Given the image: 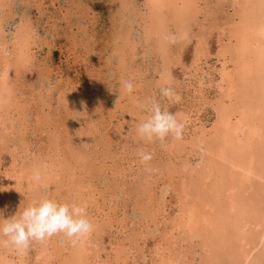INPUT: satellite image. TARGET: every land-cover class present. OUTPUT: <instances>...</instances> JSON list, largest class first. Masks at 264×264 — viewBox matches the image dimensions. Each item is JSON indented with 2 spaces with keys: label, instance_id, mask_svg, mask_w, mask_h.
Returning <instances> with one entry per match:
<instances>
[{
  "label": "rangeland",
  "instance_id": "1",
  "mask_svg": "<svg viewBox=\"0 0 264 264\" xmlns=\"http://www.w3.org/2000/svg\"><path fill=\"white\" fill-rule=\"evenodd\" d=\"M240 1L182 0L179 14L167 0H0V75L12 83L0 104V217L50 197L85 206L96 226L79 247L59 236L24 255L0 247V264H264V64L221 83L223 62L235 68L234 23L264 21V0ZM129 78L132 95L120 86ZM153 96L185 122L182 140L137 135L148 115L137 101ZM229 107L233 137L240 119L259 130L224 156L211 139ZM141 150L153 153L147 166Z\"/></svg>",
  "mask_w": 264,
  "mask_h": 264
},
{
  "label": "clouds",
  "instance_id": "2",
  "mask_svg": "<svg viewBox=\"0 0 264 264\" xmlns=\"http://www.w3.org/2000/svg\"><path fill=\"white\" fill-rule=\"evenodd\" d=\"M164 39L170 44H175L178 36L175 33H169L164 36ZM120 86L129 95L133 94L132 79H122ZM159 94L160 97L169 101L179 100V96L170 86L160 87ZM137 105L148 113L147 118L140 121L136 128L141 140L149 143L158 141L164 145L169 138L175 141L183 139L185 122L178 119L173 112L163 108L156 97L137 101ZM137 155L141 165L147 166L153 160L151 151L141 150ZM152 170L146 167V171ZM34 179L41 180L39 171L34 173ZM2 221L0 247L10 248L20 255L26 254L34 244L44 245L55 236L63 238L72 247H79L88 242L96 230L85 206L77 202H59L50 197L35 200L19 211V214L8 219L2 218Z\"/></svg>",
  "mask_w": 264,
  "mask_h": 264
},
{
  "label": "bare ground",
  "instance_id": "3",
  "mask_svg": "<svg viewBox=\"0 0 264 264\" xmlns=\"http://www.w3.org/2000/svg\"><path fill=\"white\" fill-rule=\"evenodd\" d=\"M159 1V0H158ZM160 1H162V0H160ZM243 2L245 1V0H242ZM247 2H248V0H246ZM250 1V0H249ZM258 0H256V2H257ZM261 1V0H260ZM167 2H171V3H173V7H179L180 9H179V11H178V13L180 14V10L182 9V11L184 12V11H187L188 10V8H190V7H188L189 6V3L188 2H182V0H167ZM241 2V1H240ZM243 2H241V4L243 3ZM247 2L245 3V4H247ZM159 3V2H158ZM250 4H252L253 3V1L251 0V2H249ZM150 5H152V4H154V3H149ZM160 4V3H159ZM162 4V3H161ZM180 4V5H179ZM182 4V5H181ZM238 5H240V4H238ZM153 6V5H152ZM158 6V5H157ZM160 6V5H159ZM163 5H161V7H162ZM263 6L264 5H262L260 8H259V10H257L259 13H261V11H262V9H263ZM161 7H158L159 9L161 8ZM242 7H243V5H242ZM244 8V7H243ZM154 9H156V7L154 8ZM157 10V9H156ZM241 10L243 11V9L241 8ZM241 11V12H242ZM244 12H245V10H244ZM244 14V13H243ZM248 14V13H247ZM262 14V13H261ZM241 16H242V13L240 14ZM239 15V16H240ZM240 16V17H241ZM244 16H246V15H243V17ZM257 16L259 17L258 19V21L259 22H255L254 20H253V22H255L256 23V25H254V26H249V24L247 25V24H245V21H243L242 20V22H236V23H234V25L236 24H238V26H235L236 28H234L233 30H235V31H232V37L231 38H233L234 37V43L232 44H230L231 45V54L232 55H234V63H235V68L234 69H232V70H230V69H228V67H227V64H225L226 63V61H225V63L223 62V65H222V71H221V76H222V78H221V83H224L225 81H229V82H231V85L233 86V84H235V83H237L238 81H237V76L240 74L241 75V77L243 76H246V75H249L250 76V74H251V76H255V72L253 73V72H251V71H249V70H251L252 68L251 67H253L254 65H258V67L257 68H260V66H263V64H264V40H258V39H256L257 38V36L258 35H264V21L260 18L261 16H259V15H256V17H254V18H257ZM262 16H263V14H262ZM252 18V17H251ZM251 18H249V19H251ZM180 19H182V21H183V17H182V15L180 16ZM241 19V18H240ZM246 20V19H245ZM247 21V20H246ZM235 22V21H234ZM245 24V25H244ZM254 24V23H253ZM232 27V26H231ZM232 30V29H231ZM29 34V33H28ZM261 37V36H260ZM21 38V39H20ZM21 43H19V46H21L22 48H23V44H22V35L19 37V39H18ZM22 51H23V49H22ZM227 52H229V49L227 50L226 49V51H225V54H227ZM4 54V53H3ZM21 60V59H20ZM20 60H18L17 62H19V63H21V61ZM23 61H24V59H23ZM12 64H15V60H14V62H12L11 64H10V66L12 65ZM253 65V66H252ZM17 66V65H16ZM251 68V69H250ZM255 68H256V66H255ZM256 68V69H257ZM264 70V69H263ZM5 71V69L4 70H2L1 72L3 73ZM253 71V70H252ZM263 72V71H262ZM260 73H261V71H260ZM10 74H9V72H7L6 71V73H3L2 75H0V104L1 105H3V101H4V99H3V92H4V90L5 91H7V90H11V87H12V83L10 82ZM234 77V79H232ZM256 77V76H255ZM234 82H233V81ZM247 80H249V79H247ZM257 80V79H256ZM255 81V80H254ZM240 82V81H239ZM241 82H243L242 80H241ZM253 82V81H252ZM244 83V82H243ZM249 83V82H248ZM250 83H251V81H250ZM249 83V84H250ZM253 83H255V82H253ZM229 84V83H228ZM238 84V83H237ZM252 84V83H251ZM250 84V85H251ZM255 84H257V81H256V83ZM224 85V84H223ZM219 86H221V84H219ZM224 86H226V85H224ZM230 86V85H229ZM231 86V87H232ZM239 86V85H238ZM234 87H236V85H234ZM222 88V87H221ZM226 88H229L228 87V85H227V87ZM237 88H239V87H237ZM243 88V87H242ZM241 88V89H242ZM223 89V88H222ZM230 90H231V88H230ZM227 92V91H226ZM228 92H229V90H228ZM231 92H232V90L230 91V93H228L229 94V96L230 97H232L233 96V94H231ZM236 92V91H235ZM235 97V96H234ZM247 98H248V96H247ZM3 100V101H2ZM235 100L236 99H234V102H235ZM5 101H6V99H5ZM7 101H8V99H7ZM232 101V100H231ZM237 101V100H236ZM9 102V101H8ZM233 102V103H234ZM239 102V101H238ZM241 102V101H240ZM236 103V102H235ZM233 104V106H232V104H231V108L233 109V107H235V108H237V107H239V106H237V104ZM242 103V102H241ZM249 104H251V103H249ZM227 107V106H226ZM225 107V108H226ZM244 107V106H243ZM250 107H251V105H250ZM231 108L229 107V109L226 111V110H222V111H220V113H219V123L217 124V122L215 123V124H217V125H219L218 126V132H221V134L223 135V136H225V137H222V135L220 134V133H218V132H216V134L215 135H213L212 133H211V136L213 135V138L211 139L212 140V142L213 141H218V140H220L221 142H222V144H220V143H216V144H219L220 146H219V149L222 151L223 150V152H224V156H229V155H231V150L228 148V146H227V143L228 142H230V141H232V143L233 144H235V143H237V142H239L240 143V145H239V147L240 148H243L245 145H243V147H242V145H241V136H240V132L242 133L241 135L245 138V139H247V141H249V140H251V142H252V140H253V137L251 136V135H257V130H259V129H256L255 127H254V125H255V123L253 122V129L251 130V129H249V125H250V123H247V122H245L243 119H240L239 120V122H238V124L236 123V124H234L235 126V131H236V133H237V137H233V130L231 129V127H232V125H231V127L230 128H228V125L230 126V124H233V123H230V118H232L231 117V115H233V114H235V112H237V111H232L231 110ZM246 108H247V106H246ZM257 108V107H256ZM249 109V108H248ZM245 110V109H244ZM255 110H258V109H255ZM259 111V110H258ZM243 114H246V112L244 111V112H241V115H243ZM263 114H264V112H263ZM246 116V115H245ZM256 126V125H255ZM215 127V126H214ZM240 129L242 130V131H240ZM227 130H232L230 133L231 134H229V136L227 135V133H229ZM248 130V133H246V131ZM204 131V130H203ZM203 131L200 133V134H203ZM205 132V131H204ZM210 132V131H209ZM244 133L246 134V135H244ZM204 135H205V133H204ZM203 136V135H202ZM247 137V138H246ZM201 138H204V137H201ZM227 139L228 141H226L225 139ZM198 140V139H197ZM199 141V140H198ZM207 141V140H206ZM227 142V143H226ZM231 143V142H230ZM210 142H207L206 143V146H209L210 147ZM232 146V145H231ZM238 146V145H237ZM214 147H217V146H215L214 145ZM238 147V148H239ZM211 148V147H210ZM218 149V148H217ZM218 149V150H219ZM235 151L237 150V149H234ZM234 151V152H235ZM215 152H216V150H215ZM215 152H212L211 154H215ZM210 153V152H209ZM219 153V152H218ZM217 153V154H218ZM236 155V154H235ZM234 155V156H235ZM212 156V155H211ZM215 157V156H214ZM216 157H218V156H216ZM200 158V157H199ZM213 159V158H212ZM215 159V158H214ZM227 159H229V158H227ZM226 159V160H227ZM225 160V161H226ZM231 160V159H230ZM221 161H222V159H221ZM227 161H229V160H227ZM231 162V161H230ZM235 163V162H234ZM233 164V163H232ZM236 165V164H235ZM234 166V165H233ZM246 172H247V176L249 177L253 172H252V170H250V169H248V170H246V169H244ZM232 190V189H231ZM195 211H196V207H195V205H192V207H190L189 208V210H188V212L191 214V219L193 218V216H194V214H195ZM189 223V222H188ZM187 224V223H186ZM190 227V226H189ZM263 229V228H262ZM186 230V229H185ZM192 230H193V228H192ZM173 234V233H172ZM187 240V239H186ZM263 246V245H262ZM248 257V256H247Z\"/></svg>",
  "mask_w": 264,
  "mask_h": 264
}]
</instances>
